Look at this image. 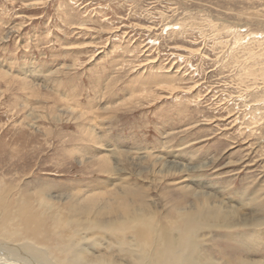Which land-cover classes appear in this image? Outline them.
<instances>
[{
    "label": "rangeland",
    "instance_id": "obj_1",
    "mask_svg": "<svg viewBox=\"0 0 264 264\" xmlns=\"http://www.w3.org/2000/svg\"><path fill=\"white\" fill-rule=\"evenodd\" d=\"M0 180L130 191L162 215L250 211L264 196V0H0ZM247 231L203 230L202 253L245 257Z\"/></svg>",
    "mask_w": 264,
    "mask_h": 264
},
{
    "label": "bare ground",
    "instance_id": "obj_2",
    "mask_svg": "<svg viewBox=\"0 0 264 264\" xmlns=\"http://www.w3.org/2000/svg\"><path fill=\"white\" fill-rule=\"evenodd\" d=\"M110 156L94 155L105 173L115 169ZM45 184L29 191L0 180V264H264V258L247 255L264 250L262 195L243 206L250 211L193 203L188 210L179 204L162 215L142 200L130 201V191L124 196L107 189L68 190L52 196ZM238 227L250 230L242 241L234 240L245 257L219 253L216 263L202 253L203 230Z\"/></svg>",
    "mask_w": 264,
    "mask_h": 264
}]
</instances>
